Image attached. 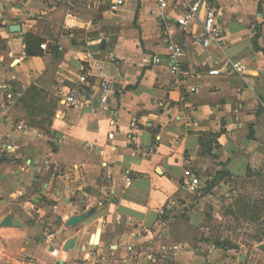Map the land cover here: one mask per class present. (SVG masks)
Returning <instances> with one entry per match:
<instances>
[{"label": "crops", "instance_id": "obj_1", "mask_svg": "<svg viewBox=\"0 0 264 264\" xmlns=\"http://www.w3.org/2000/svg\"><path fill=\"white\" fill-rule=\"evenodd\" d=\"M181 5L0 0V264H264L217 239L264 178V0L216 2L208 46Z\"/></svg>", "mask_w": 264, "mask_h": 264}, {"label": "rangeland", "instance_id": "obj_2", "mask_svg": "<svg viewBox=\"0 0 264 264\" xmlns=\"http://www.w3.org/2000/svg\"><path fill=\"white\" fill-rule=\"evenodd\" d=\"M262 182V183H261ZM261 182L258 188L249 189L247 196L244 199H254L255 202L248 204L244 200L238 208L237 219H233V214H228L227 207L221 209L225 211V215L229 217V220H222L221 226L225 227L219 233L217 239L223 241L227 245H235L239 250L238 253L246 255L248 262H254L257 260H264V244L257 245L260 239L264 242V178H261ZM253 199V200H252ZM240 210V211H239ZM234 212V211H233ZM261 215V216H260ZM260 216V217H258ZM235 217V216H234ZM253 219V223L251 219ZM255 217V220H254ZM191 237L196 238L197 232L191 231ZM189 233V234H190Z\"/></svg>", "mask_w": 264, "mask_h": 264}, {"label": "built area", "instance_id": "obj_3", "mask_svg": "<svg viewBox=\"0 0 264 264\" xmlns=\"http://www.w3.org/2000/svg\"><path fill=\"white\" fill-rule=\"evenodd\" d=\"M76 0H57L59 3H67L69 5H73ZM180 2L181 5V13L177 17V22L182 30H188L191 25L196 21L198 15L201 11L204 12V18L202 20L203 29L206 37L203 40V44L208 46L210 43L219 42L222 39L223 33L219 24V17L218 12L215 7V3L219 2L220 0H176ZM118 3H122V0H118ZM163 5L165 2L163 1ZM46 48V45H43ZM175 57L182 54L184 50V46L179 44H172L170 46ZM233 67L239 71H244V67L240 62H232ZM172 73L178 74L180 72V66L174 65L172 67ZM216 71H211V73H215ZM81 80H85V77H81ZM111 83H106L104 85V93L102 95V102L107 101V92L109 91ZM66 101L73 106H78L80 101L77 99L76 92L70 91L66 95ZM19 127H22L20 125ZM187 176L190 179L189 188L191 190H196L199 184L201 183L200 178L193 172L187 171ZM54 254L57 253V250L53 252Z\"/></svg>", "mask_w": 264, "mask_h": 264}, {"label": "water", "instance_id": "obj_4", "mask_svg": "<svg viewBox=\"0 0 264 264\" xmlns=\"http://www.w3.org/2000/svg\"><path fill=\"white\" fill-rule=\"evenodd\" d=\"M99 207H93L89 209L88 211H85L83 213L75 214L71 216L67 221H66V226L67 227H75L84 220H86L88 217L93 215L96 211H98ZM3 226H15V227H24L26 224L17 216L12 215V214H7L2 223ZM81 239V234L76 235L70 239H67L65 243L63 244L62 249L64 251H69V250H77L79 246V242Z\"/></svg>", "mask_w": 264, "mask_h": 264}, {"label": "trees", "instance_id": "obj_5", "mask_svg": "<svg viewBox=\"0 0 264 264\" xmlns=\"http://www.w3.org/2000/svg\"><path fill=\"white\" fill-rule=\"evenodd\" d=\"M27 52H28L29 54H31V51H30V50H28Z\"/></svg>", "mask_w": 264, "mask_h": 264}]
</instances>
